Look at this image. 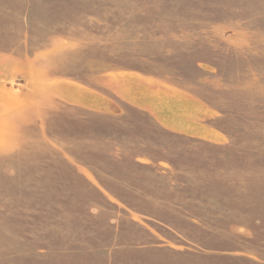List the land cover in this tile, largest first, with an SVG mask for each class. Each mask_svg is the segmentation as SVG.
Here are the masks:
<instances>
[{
	"label": "rangeland",
	"instance_id": "1",
	"mask_svg": "<svg viewBox=\"0 0 264 264\" xmlns=\"http://www.w3.org/2000/svg\"><path fill=\"white\" fill-rule=\"evenodd\" d=\"M0 77V264H264V0H0Z\"/></svg>",
	"mask_w": 264,
	"mask_h": 264
},
{
	"label": "crops",
	"instance_id": "2",
	"mask_svg": "<svg viewBox=\"0 0 264 264\" xmlns=\"http://www.w3.org/2000/svg\"><path fill=\"white\" fill-rule=\"evenodd\" d=\"M4 71V70H3ZM1 78V77H0Z\"/></svg>",
	"mask_w": 264,
	"mask_h": 264
}]
</instances>
